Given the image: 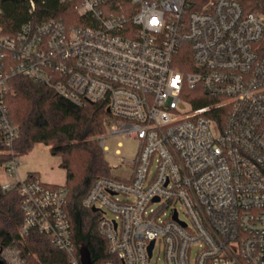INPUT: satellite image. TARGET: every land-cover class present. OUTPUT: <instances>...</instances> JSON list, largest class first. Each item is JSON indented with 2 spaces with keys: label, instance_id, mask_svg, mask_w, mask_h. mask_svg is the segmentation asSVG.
Listing matches in <instances>:
<instances>
[{
  "label": "built area",
  "instance_id": "obj_1",
  "mask_svg": "<svg viewBox=\"0 0 264 264\" xmlns=\"http://www.w3.org/2000/svg\"><path fill=\"white\" fill-rule=\"evenodd\" d=\"M61 3L74 15L26 22L14 36L0 27V134L13 156V181L1 186L20 196L21 237L37 231L83 264L66 186L19 174L6 104L16 76L79 106L106 105L104 151L107 135L140 142L131 174L97 178L83 200L101 214L107 264H153L157 248L163 264H264V17L238 0ZM183 52L188 72L176 66Z\"/></svg>",
  "mask_w": 264,
  "mask_h": 264
},
{
  "label": "trees",
  "instance_id": "obj_2",
  "mask_svg": "<svg viewBox=\"0 0 264 264\" xmlns=\"http://www.w3.org/2000/svg\"><path fill=\"white\" fill-rule=\"evenodd\" d=\"M238 1L246 12H256L264 17V0ZM35 2L36 9L30 13L28 0H0V27L5 34L16 35L29 21L65 20L75 13L71 3H61V0ZM176 66L184 72L192 70L190 52H183L177 58ZM9 83L8 117L19 130L12 147L15 157L28 154L42 143L50 147L54 156L61 158L60 166L66 170L65 186L69 192L66 211L78 253L85 252L89 264H107L113 256L107 239L99 230L101 214L83 206V200L97 178H115L100 144L111 118L106 105H76L47 86L22 76L11 78ZM197 93L202 95L200 89ZM209 102L205 97L195 106ZM5 151L10 150L0 134V168L13 158ZM20 201L16 191H5L0 184V264H69L68 255L55 248L47 236L34 231L27 238L21 237Z\"/></svg>",
  "mask_w": 264,
  "mask_h": 264
},
{
  "label": "rangeland",
  "instance_id": "obj_3",
  "mask_svg": "<svg viewBox=\"0 0 264 264\" xmlns=\"http://www.w3.org/2000/svg\"><path fill=\"white\" fill-rule=\"evenodd\" d=\"M139 145V140L135 138H128L124 135L106 136V147L108 151H104V156L114 176H129L131 174L132 168L129 166V163L135 159ZM117 151H120L121 154L117 155ZM17 160L18 171L23 179H26L30 173H37L40 179L47 184L61 186L66 184L67 174L66 170L60 166L62 162L61 158L54 156L50 147L42 143L37 144L31 152L18 157ZM12 181L6 168L4 166L0 168V184H6ZM153 207L156 208L157 205L155 204ZM179 210L180 218L185 222H189L188 217L180 206ZM106 212L107 217L111 219L115 218L113 213ZM198 250L199 248L197 246L192 248V258L195 257ZM163 262V253L157 248L152 263L163 264Z\"/></svg>",
  "mask_w": 264,
  "mask_h": 264
},
{
  "label": "water",
  "instance_id": "obj_4",
  "mask_svg": "<svg viewBox=\"0 0 264 264\" xmlns=\"http://www.w3.org/2000/svg\"><path fill=\"white\" fill-rule=\"evenodd\" d=\"M107 112L109 113L110 110L108 109ZM92 211H93V212H97L98 209H97V208H94ZM153 244H154V243H152L151 246H150V255H151V251H152V248H153ZM88 261H89V260H88L87 255L85 254V252H83V253H82V262H83V264H89Z\"/></svg>",
  "mask_w": 264,
  "mask_h": 264
},
{
  "label": "crops",
  "instance_id": "obj_5",
  "mask_svg": "<svg viewBox=\"0 0 264 264\" xmlns=\"http://www.w3.org/2000/svg\"><path fill=\"white\" fill-rule=\"evenodd\" d=\"M37 174V173H36ZM39 176V175H38Z\"/></svg>",
  "mask_w": 264,
  "mask_h": 264
}]
</instances>
